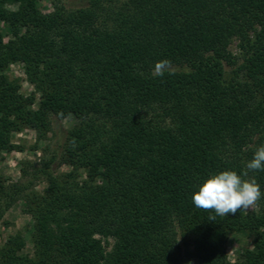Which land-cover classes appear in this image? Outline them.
I'll list each match as a JSON object with an SVG mask.
<instances>
[{"label": "trees", "instance_id": "16d2710c", "mask_svg": "<svg viewBox=\"0 0 264 264\" xmlns=\"http://www.w3.org/2000/svg\"><path fill=\"white\" fill-rule=\"evenodd\" d=\"M86 2L0 0V162L23 150L13 133L77 120L33 173L42 192L0 176V221L23 198L34 244L25 256L10 236L0 264H264V170L246 168L264 145V0ZM17 63L29 96L6 74ZM225 170L257 181V210L193 204ZM232 234L252 241L234 263Z\"/></svg>", "mask_w": 264, "mask_h": 264}, {"label": "rangeland", "instance_id": "374dc122", "mask_svg": "<svg viewBox=\"0 0 264 264\" xmlns=\"http://www.w3.org/2000/svg\"><path fill=\"white\" fill-rule=\"evenodd\" d=\"M63 6L69 9L84 7L87 5L86 0H59ZM16 5L8 7L16 9ZM43 12L47 13L53 10L52 1L43 2L41 4ZM0 30H4L3 23H0ZM8 36H5V41ZM231 49L233 52L238 51V41H235ZM6 74L17 79L20 83V93L29 96L34 93V87L26 80L24 66L20 63L12 64L7 69ZM37 104L34 105V108ZM51 132L46 138L39 141L37 133L31 129H25L22 132L12 134V143L23 147V150H15L5 152L0 162V176L7 183H22L30 186L35 191L42 192L46 188L44 177L34 178L35 169L42 167L50 157L57 153L61 154L62 145L64 143L67 132L76 124L74 117L64 119L52 117ZM34 165L35 167L33 168ZM55 173H65L70 167L61 165L56 162L51 168ZM25 170L26 172H23ZM24 174V175H23ZM255 203L247 209L248 212L257 210ZM21 235L25 239V247L20 254L25 256H33V220L26 212V204L23 198L17 201L3 216L0 221V247L6 242L10 236ZM113 241L111 240V244ZM252 241L245 235L232 234L227 244V257L232 263L236 262L241 249L244 246H251ZM194 264V263H191Z\"/></svg>", "mask_w": 264, "mask_h": 264}, {"label": "clouds", "instance_id": "9594fccd", "mask_svg": "<svg viewBox=\"0 0 264 264\" xmlns=\"http://www.w3.org/2000/svg\"><path fill=\"white\" fill-rule=\"evenodd\" d=\"M246 168L264 170V145L257 147ZM244 175L232 170L209 174L193 194V204L199 208L212 209L219 216L234 215L238 210L249 209L262 193L257 181L254 178L245 179Z\"/></svg>", "mask_w": 264, "mask_h": 264}]
</instances>
